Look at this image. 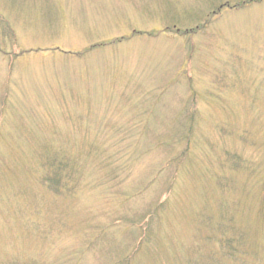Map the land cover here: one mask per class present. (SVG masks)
<instances>
[{"label": "rangeland", "instance_id": "374dc122", "mask_svg": "<svg viewBox=\"0 0 264 264\" xmlns=\"http://www.w3.org/2000/svg\"><path fill=\"white\" fill-rule=\"evenodd\" d=\"M0 264H264V0H0Z\"/></svg>", "mask_w": 264, "mask_h": 264}, {"label": "trees", "instance_id": "16d2710c", "mask_svg": "<svg viewBox=\"0 0 264 264\" xmlns=\"http://www.w3.org/2000/svg\"><path fill=\"white\" fill-rule=\"evenodd\" d=\"M42 163H45L47 170L40 179L44 184L53 187L57 193L62 190L60 185L64 181L67 183L74 176V172L69 176L67 172L68 162L63 157L44 154ZM145 220L147 221H145V226H148V216H145Z\"/></svg>", "mask_w": 264, "mask_h": 264}]
</instances>
